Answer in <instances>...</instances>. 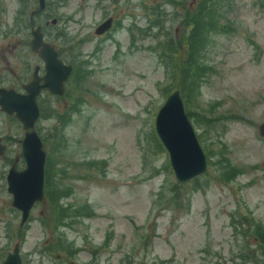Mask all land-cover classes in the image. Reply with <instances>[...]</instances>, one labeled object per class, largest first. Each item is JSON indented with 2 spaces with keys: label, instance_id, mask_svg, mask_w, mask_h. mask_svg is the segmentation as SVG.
Segmentation results:
<instances>
[{
  "label": "rangeland",
  "instance_id": "1",
  "mask_svg": "<svg viewBox=\"0 0 264 264\" xmlns=\"http://www.w3.org/2000/svg\"><path fill=\"white\" fill-rule=\"evenodd\" d=\"M37 8L0 0L15 49ZM34 19L73 71L37 124L51 191L23 224L0 156V263L18 244L21 264H264V0H46ZM176 88L207 160L184 181L155 128Z\"/></svg>",
  "mask_w": 264,
  "mask_h": 264
},
{
  "label": "water",
  "instance_id": "2",
  "mask_svg": "<svg viewBox=\"0 0 264 264\" xmlns=\"http://www.w3.org/2000/svg\"><path fill=\"white\" fill-rule=\"evenodd\" d=\"M39 7L43 8L45 0H38ZM54 21V20H53ZM109 21V19L107 20ZM106 21V22H107ZM102 23L96 31L103 30ZM108 27V24L107 26ZM105 27V28H106ZM33 39L31 46L38 49L45 59L46 75L42 86H48L51 90L62 92L63 81L71 72L72 65L63 63L58 57L57 52L50 44L42 40L40 27L32 31ZM38 90H35L37 92ZM33 100V98H32ZM27 101L20 102L18 108L14 105L8 108L3 104V109L13 112L22 121L25 128L33 127L34 120L38 115L36 102H31L32 114L27 115L25 105ZM20 110V114H18ZM157 134L168 151L169 160L173 171L178 180H188L206 168V155L199 143L196 132L189 117L186 114L183 99L179 89L172 91L159 107L155 120ZM264 124L261 125L260 132H263ZM3 151V144L0 143V154ZM22 155L26 166L17 170L13 166L7 174V190L12 194L11 204L21 210V221L25 222L29 216L30 209L36 200H41L44 195V164L46 151L42 147V141L36 131L32 128L31 132L26 131L22 143ZM19 245H14L0 264H21Z\"/></svg>",
  "mask_w": 264,
  "mask_h": 264
},
{
  "label": "flooded vegetation",
  "instance_id": "3",
  "mask_svg": "<svg viewBox=\"0 0 264 264\" xmlns=\"http://www.w3.org/2000/svg\"><path fill=\"white\" fill-rule=\"evenodd\" d=\"M37 13L38 10L36 9L31 11V22H29L30 25L28 24V26H30L28 36L24 40H22V37H18L17 40L19 45L26 46V49H24V47L21 49H15L16 44H11L5 40L8 38V35L14 31V27L18 28V26L13 25L12 20H7L2 13L0 15V37L2 36L4 42H7V46H3L0 42V143L3 144L1 157H6L10 165H14L16 168H21L24 165V159L22 157V139L26 131L30 129L23 126L22 121L14 112H9L3 109V104L8 108H12L13 105L18 108L20 102L27 101L24 109L29 116V114H32L33 112H31L33 108L30 106V103L32 101L36 102L38 115L33 123V126L36 129L38 121L43 114V106H47V100L50 101L49 97L64 96L67 93L69 82L68 77L64 81V91L62 94H56L49 87L42 86L47 71L45 59L38 50L33 49L31 46L33 36L32 30L34 27L40 26V29L42 30L40 24L34 25V23H32L35 21L34 15ZM108 17L109 16L106 18ZM115 23L114 16L110 15L109 21L106 22L103 28L106 27L107 24L109 27L102 33L109 32ZM44 33L45 32H43V39L56 48L58 56L64 61L61 53L63 50L59 48L55 42L46 38ZM20 34L22 35V33ZM35 90L38 91L35 92ZM43 102L44 104H42ZM20 110H22L21 104Z\"/></svg>",
  "mask_w": 264,
  "mask_h": 264
},
{
  "label": "trees",
  "instance_id": "4",
  "mask_svg": "<svg viewBox=\"0 0 264 264\" xmlns=\"http://www.w3.org/2000/svg\"><path fill=\"white\" fill-rule=\"evenodd\" d=\"M199 22L200 21L198 20L197 21V26L195 27V31L192 33L193 35H199L202 31H204L206 29V28H203V26ZM180 89L182 90L181 87H180ZM50 165H51V160L48 157L47 158V162H46V167H45V189H46L47 196H50V191H51V189L49 188V182H50V176H49Z\"/></svg>",
  "mask_w": 264,
  "mask_h": 264
}]
</instances>
